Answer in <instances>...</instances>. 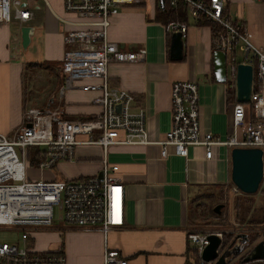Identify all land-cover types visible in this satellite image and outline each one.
Segmentation results:
<instances>
[{
  "label": "crops",
  "instance_id": "1",
  "mask_svg": "<svg viewBox=\"0 0 264 264\" xmlns=\"http://www.w3.org/2000/svg\"><path fill=\"white\" fill-rule=\"evenodd\" d=\"M24 1L32 13L20 26L33 28L28 47L23 50L20 44L11 43L16 24L0 25V134L5 135L20 126L22 112L28 107H60L69 120H87L98 111L91 103L96 93L79 88L88 81H74L68 87L63 84L59 66L64 45L57 15L46 0ZM136 2L121 6L110 19L107 40L121 51L143 48L145 58L142 62L109 64L108 83L132 95V107L145 112L149 140L155 144L106 148L108 163L117 165L113 176L125 188V219L121 226L110 228L106 234L65 225L41 232L40 247L49 251L61 248L65 264H103L106 250L117 251L127 264H194V248L187 234L195 229L188 213L196 202L198 208H205L212 200L219 202L216 200L221 194L231 204L239 195L231 193L235 186L230 182V150L226 147L218 148L209 161L201 147L190 148L187 158L170 153L160 160L156 144L164 140L170 127V86L175 81L198 83L202 129L222 139L228 135L232 102L227 101L226 93L232 91L226 82L214 79L215 49L210 25L193 20L187 12L185 20H175L185 22L187 31L181 38V60L174 61L169 58L173 33H166L165 25L154 19L157 7L163 8L164 1L161 6L159 0L140 5L142 2ZM223 8L231 20L247 31L254 46L264 47V3L223 0ZM53 66L59 69V75L53 72ZM38 70H46L55 82L39 85L44 74ZM103 157L99 146H76L75 161L57 163L52 177L74 180L97 175ZM199 196L205 197L198 199ZM192 200L195 201L189 204ZM258 241L264 242V232L253 244Z\"/></svg>",
  "mask_w": 264,
  "mask_h": 264
},
{
  "label": "built area",
  "instance_id": "2",
  "mask_svg": "<svg viewBox=\"0 0 264 264\" xmlns=\"http://www.w3.org/2000/svg\"><path fill=\"white\" fill-rule=\"evenodd\" d=\"M68 17H58L64 45L60 73L65 87L86 80L82 91L95 92L91 103L98 111L87 120L64 118L60 107H28L22 112L21 124L10 135L0 134V230L18 232L16 243H0V264H65L64 254L36 251L31 247L34 234L58 230L60 224L84 231L106 234L121 226L125 219V188L113 176L117 165H110L106 148L110 145H152L146 127V114L132 107V95L108 83L109 64L142 62L146 51L119 50L107 40L110 19L121 6L136 0H61ZM164 1V0H163ZM264 3V0H252ZM175 8L181 4L188 16L213 26L212 44L225 56V82L234 94L236 65L250 64L253 69L252 92L247 104L232 102L228 135L222 139L201 127L198 83L175 81L170 86V127L159 146V159L170 153L187 158L190 148L201 147L205 160H212L218 148H258L264 156V47L254 46L248 33L225 13L223 0H165ZM47 4V2H46ZM32 17L23 0H0V25L16 24L11 43L20 44V26ZM166 33L185 37V22L173 21L164 26ZM21 45V44H20ZM241 61H236V56ZM82 137V139H80ZM99 146L103 151L100 164L102 178L97 175L74 180L52 177L28 179L26 168L39 173L52 170L61 161H75L76 146ZM29 148H37L41 156L31 166ZM264 163V162H263ZM232 194H239L236 187ZM55 211L58 215L55 216ZM211 233L190 232L187 240L198 257L208 245ZM221 238V234H215ZM31 242V243H30ZM31 244V245H30ZM264 264L263 259L258 260ZM103 264H127L115 250L105 251ZM207 264H214L213 262Z\"/></svg>",
  "mask_w": 264,
  "mask_h": 264
},
{
  "label": "water",
  "instance_id": "3",
  "mask_svg": "<svg viewBox=\"0 0 264 264\" xmlns=\"http://www.w3.org/2000/svg\"><path fill=\"white\" fill-rule=\"evenodd\" d=\"M160 6L162 0H159ZM20 44L22 49H26L30 44L33 28L30 26L20 27ZM183 51V41L179 33H173L170 37L169 58L177 61L181 60ZM213 74L218 83L225 82L226 63L225 56L220 51L213 52ZM253 69L250 64L238 63L236 65L234 99L237 103L247 104L252 92ZM230 160V182L241 194H255L263 179L264 164L262 151L258 148H232L229 154ZM99 179L102 173L97 174ZM222 206L217 205L213 212L220 214ZM221 239L217 235L208 236V245L202 250L200 260L202 263L229 264L236 257H241V264H262L258 260L264 257V242L256 244L250 243L244 233H237L233 242L219 254Z\"/></svg>",
  "mask_w": 264,
  "mask_h": 264
},
{
  "label": "rangeland",
  "instance_id": "4",
  "mask_svg": "<svg viewBox=\"0 0 264 264\" xmlns=\"http://www.w3.org/2000/svg\"><path fill=\"white\" fill-rule=\"evenodd\" d=\"M46 1L48 2V4L50 5L52 10L54 11V13L58 17H65V18L68 17L63 12L61 0H46ZM137 1L138 2L140 1L144 4H145V2L147 3V0H137ZM236 61L237 62L241 61V57L239 55L236 56ZM44 65H46V64H44ZM48 69H49V71H51L50 67H48ZM52 69H53L54 73L59 75L60 66H59V69L55 68V67L54 68L52 67ZM37 72H39L40 74H44L43 79H41L39 81V85H43L44 82L47 85H52L55 82L54 76H52L51 74H48L46 70H44V71L38 70ZM39 73H36V75ZM132 104H133V102H132ZM263 162H264V156H263ZM25 172H26V177L28 179H36L37 177H40V179L46 180V179L52 178V170H42V171H39V173H37L33 169L26 168ZM35 174L37 176H35ZM211 189H213L214 192L218 193V190H216L214 188H211ZM253 201H254L255 208H260L262 206L264 207V174H263V179H262V182L259 186L258 191L253 195ZM214 203H215V201L212 200L211 204H205V206H204L205 208H203V207L198 208V206H199L198 204H195V206L192 207V209H194V210L192 212L190 211V213H188V216L190 217L191 223L194 225L195 230H192L191 232H201V233H211V234L220 233L221 234V242H222V237H223L222 234L225 232L231 231L230 227L223 226V225L228 224V222L233 223L231 215H230V213H231L230 208H229L230 204H227L225 198H223L222 201H219L218 204H214ZM217 205L222 206V208L220 210V212H221L220 217H214V216H212L213 215L212 212L210 213V210L213 209ZM197 208H198V211H197ZM57 215H58V212L55 211V216H57ZM62 226L63 225H61L57 220H54V223L52 225L53 228H58V227H62ZM257 230H258V233H263L264 232V225L260 226V228H258ZM41 232H43V231H39V232L34 234V243H32V245H31V247L33 249H35L36 251H39V252L44 251L43 248L40 247V245L38 244L40 241V234H42ZM19 235L20 234L18 232H15V231H2V230H0V243H3V242H6L8 244L16 243L17 239L19 238ZM44 238H45V235L41 236L42 241H44ZM232 242H233V239L230 242H228L227 244L222 243L221 248L219 250V254H221V252L224 251L226 249V247L229 244H231ZM192 256L195 257L194 253L192 254ZM238 259H240V258L236 257L235 259L231 260V262H229V264H238L237 263ZM199 260H200V257H199ZM194 262H195V259H194ZM200 262H201V260H200ZM204 264H207V263H204Z\"/></svg>",
  "mask_w": 264,
  "mask_h": 264
},
{
  "label": "trees",
  "instance_id": "5",
  "mask_svg": "<svg viewBox=\"0 0 264 264\" xmlns=\"http://www.w3.org/2000/svg\"><path fill=\"white\" fill-rule=\"evenodd\" d=\"M205 1H208V0H205ZM135 3L137 2H134L131 5H134ZM140 4H143V3H139V5ZM186 18H187L186 10L181 4L173 8V7H169L168 4L165 3V0H164L163 8L157 7L155 17H154L155 21L160 22L164 25H166L168 22H173L175 20H185ZM198 22H202L203 24H206L208 26L210 25L209 23L204 22L202 20H199ZM210 27H211V31H213L212 29L213 26H210ZM36 65H40V64H36ZM226 99L228 102H234L235 101L234 94L231 92H227ZM27 158L31 166L33 167L36 166L41 158V156L38 153V149L29 148ZM253 195H245V194L239 193V195L234 196L232 201H230L231 204L229 205V208L231 211L230 215H231L233 223L228 222V224L223 225V226L230 227L231 231L225 232L222 234L223 236L222 243L227 244L228 242H230L234 238L237 232L246 234L250 243L258 239L259 236L263 235V233H258L257 229L260 228V226L264 225V207L262 206L260 208H255L254 201H253ZM201 197H205V196H199L197 198L201 199ZM221 199L223 200V196L220 194L217 197L216 201H221ZM193 201L195 200L189 201V204L190 203L192 204ZM218 203L219 202H216L215 204H218ZM195 204H197V202ZM211 212L213 214L212 216L214 217H220L221 215V212L219 215L215 214L213 212V209L210 210V213ZM192 253H194L195 255L194 264H197V263L204 264L200 262L199 257L194 249H192ZM238 264H241V262H239Z\"/></svg>",
  "mask_w": 264,
  "mask_h": 264
},
{
  "label": "bare ground",
  "instance_id": "6",
  "mask_svg": "<svg viewBox=\"0 0 264 264\" xmlns=\"http://www.w3.org/2000/svg\"><path fill=\"white\" fill-rule=\"evenodd\" d=\"M220 238V237H219ZM221 239V238H220Z\"/></svg>",
  "mask_w": 264,
  "mask_h": 264
}]
</instances>
